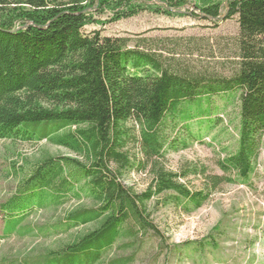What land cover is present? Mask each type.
<instances>
[{
  "label": "trees",
  "instance_id": "trees-1",
  "mask_svg": "<svg viewBox=\"0 0 264 264\" xmlns=\"http://www.w3.org/2000/svg\"><path fill=\"white\" fill-rule=\"evenodd\" d=\"M161 1L170 10L150 11L170 14L189 2ZM223 3L226 18L237 16L238 24L236 60L228 76L189 64L177 43L87 30L105 24L95 18L102 8L117 10L123 0H0V141H46L82 158L42 152L30 163L14 193L0 203V240L23 235L20 226L32 212L57 209L70 199L90 204L37 227L38 233L56 235L94 224L56 249L3 257L0 264H127L134 255L107 260L120 239H131L132 245L139 235L162 238L148 212L152 199L163 197V204L190 213L222 185L249 183L264 137V0L194 4L205 17L217 18ZM95 5L98 14L88 11ZM146 9L151 7H126L106 22ZM191 45L187 54L197 51ZM237 92V148L218 161L222 174L207 173L204 167L166 169L168 148L177 150L180 143L184 149L199 139L189 130L192 123H214L213 96ZM166 128L174 133L171 140ZM182 133L188 139L181 140ZM130 140L137 145L138 159L126 149ZM133 166L148 170L151 178L140 193L120 181ZM188 175H200L202 188L191 190L182 183Z\"/></svg>",
  "mask_w": 264,
  "mask_h": 264
},
{
  "label": "rangeland",
  "instance_id": "rangeland-1",
  "mask_svg": "<svg viewBox=\"0 0 264 264\" xmlns=\"http://www.w3.org/2000/svg\"><path fill=\"white\" fill-rule=\"evenodd\" d=\"M188 1L178 10L171 9L170 14L150 11L153 7L170 10L161 0H123L121 8H102L104 12L99 14L95 5L88 11L97 13L95 18L105 24H94L88 26L87 30H102V35L107 37L153 39L169 45L177 43L187 53L190 48L186 46L194 43L197 51L186 53L184 60L202 70L230 75L236 60L233 44L238 34L237 16L223 17L226 15L224 2L219 17H205L195 7L197 0ZM135 5L151 9L142 10L116 22H106L114 12ZM238 95L239 92L234 94L235 97L228 94L213 96L211 118L214 123L209 127L206 124L199 126L192 123L189 130L194 137L199 136V139L189 142L184 149L180 147V143L177 150L168 148L165 155L166 169L179 172L190 167H204L207 173L222 174L218 161L237 148ZM127 127L132 126L128 124ZM136 130L137 127L131 134H136ZM166 133L168 140L174 137L171 129L166 128ZM179 137L181 140L188 139L186 133ZM126 149L135 159L141 156L137 145L131 140ZM42 152L82 160L67 149L46 141L21 143L1 140L0 203L14 193L21 173ZM150 180L148 170L141 171L136 166L126 169L120 177L123 185L137 193L145 191ZM181 181L191 190H199L203 186L200 175H188ZM163 199L154 198L147 205L162 238H155L150 233L142 237L139 235L138 241L132 245L131 239H120L107 253V260L130 258L129 256L134 255L127 264H264V137L255 171L248 184L222 185L202 207L190 213H185L173 204H163ZM89 204L87 199H70L57 209L47 207L32 212L20 226L19 231L24 232L23 235L15 234L0 240V258L56 249L82 232L92 229L94 224L91 223L49 236H43L37 230V227L62 219L67 211ZM2 228L0 219V235Z\"/></svg>",
  "mask_w": 264,
  "mask_h": 264
},
{
  "label": "water",
  "instance_id": "water-1",
  "mask_svg": "<svg viewBox=\"0 0 264 264\" xmlns=\"http://www.w3.org/2000/svg\"><path fill=\"white\" fill-rule=\"evenodd\" d=\"M226 15H224L223 17H225Z\"/></svg>",
  "mask_w": 264,
  "mask_h": 264
}]
</instances>
